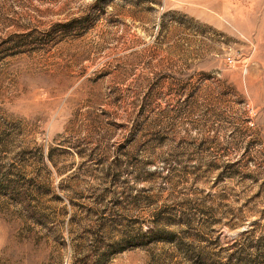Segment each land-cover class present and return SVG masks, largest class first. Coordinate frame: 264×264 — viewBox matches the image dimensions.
<instances>
[{
  "label": "rangeland",
  "instance_id": "rangeland-1",
  "mask_svg": "<svg viewBox=\"0 0 264 264\" xmlns=\"http://www.w3.org/2000/svg\"><path fill=\"white\" fill-rule=\"evenodd\" d=\"M161 230L264 250V0H0V264Z\"/></svg>",
  "mask_w": 264,
  "mask_h": 264
},
{
  "label": "trees",
  "instance_id": "trees-1",
  "mask_svg": "<svg viewBox=\"0 0 264 264\" xmlns=\"http://www.w3.org/2000/svg\"><path fill=\"white\" fill-rule=\"evenodd\" d=\"M160 232L158 236H156L157 233L154 234L158 242L165 245L170 244L175 249L174 251H183L186 248L187 254L192 255L191 258L186 257L185 264H264V250L262 248H259L255 254L248 252V244H250V233L248 232L243 233L241 239L234 240L226 246L221 245L218 236L213 239H206L197 234L187 236L178 235L169 230H161ZM147 236L148 234L144 233L134 240H126V243H132L134 247H146L148 244L144 238ZM170 255L172 259L173 255ZM176 264H183V262Z\"/></svg>",
  "mask_w": 264,
  "mask_h": 264
},
{
  "label": "built area",
  "instance_id": "built-area-1",
  "mask_svg": "<svg viewBox=\"0 0 264 264\" xmlns=\"http://www.w3.org/2000/svg\"><path fill=\"white\" fill-rule=\"evenodd\" d=\"M227 61H228L229 64H233L235 62V59L233 57L229 56L227 58Z\"/></svg>",
  "mask_w": 264,
  "mask_h": 264
}]
</instances>
